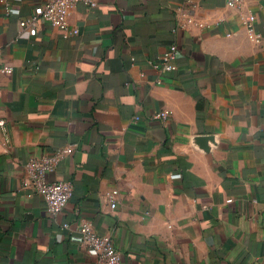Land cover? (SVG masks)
Returning a JSON list of instances; mask_svg holds the SVG:
<instances>
[{
	"label": "crops",
	"instance_id": "crops-1",
	"mask_svg": "<svg viewBox=\"0 0 264 264\" xmlns=\"http://www.w3.org/2000/svg\"><path fill=\"white\" fill-rule=\"evenodd\" d=\"M43 1L0 0V264H94L82 223L122 264H264V0H95L69 11L77 34L31 36ZM58 150L48 179L73 192L50 214L24 164Z\"/></svg>",
	"mask_w": 264,
	"mask_h": 264
},
{
	"label": "built area",
	"instance_id": "built-area-1",
	"mask_svg": "<svg viewBox=\"0 0 264 264\" xmlns=\"http://www.w3.org/2000/svg\"><path fill=\"white\" fill-rule=\"evenodd\" d=\"M77 4H84L93 7L95 0H44L35 6L31 14L19 21V25L26 28L29 34L35 35L39 22H44L53 28H57L67 34H77L78 28L72 26L68 21L69 11ZM243 0H226V5L230 8H240ZM16 12L9 8V12ZM256 16L252 11H247L244 15L243 23L246 30L251 34L255 42H261L260 33L255 30ZM179 55L177 46L172 43L166 50L152 60L150 63L159 73L170 72L176 68L175 60ZM4 72H10L8 65H0ZM157 83L160 80L157 79ZM170 116L167 109H160L152 115L154 120H166ZM139 116H135L137 121ZM5 126V120L0 118V129ZM64 150H58L52 154L40 157L29 158L24 166L26 176L23 186L31 188L40 195L45 203L46 211L50 214L59 213L68 203L72 192L73 184L70 181L49 180L48 174L55 170ZM117 190L109 194L110 206H116ZM70 240L84 248L86 252L94 256V264H122L121 253L114 246L109 235H101L95 232L88 223H82L78 228V234L72 235Z\"/></svg>",
	"mask_w": 264,
	"mask_h": 264
}]
</instances>
